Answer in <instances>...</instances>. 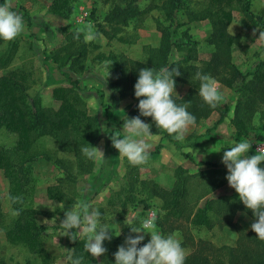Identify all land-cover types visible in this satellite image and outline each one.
<instances>
[{
    "label": "rangeland",
    "instance_id": "rangeland-1",
    "mask_svg": "<svg viewBox=\"0 0 264 264\" xmlns=\"http://www.w3.org/2000/svg\"><path fill=\"white\" fill-rule=\"evenodd\" d=\"M123 1L70 0L72 14L67 18H59L49 13L51 0H12L13 10L22 15L25 27L15 40L0 41V57L9 59L8 67L0 68V76L13 72L25 75L27 97L52 114L60 105L54 101L52 91L59 87L71 90L70 96L77 98L79 108L93 118L94 127L97 128L96 134L106 126V122L107 128L122 126L121 122L129 111L124 116H118L117 112L111 111L108 116L105 115V119L95 114L90 115V112L98 110V107L100 113L103 108L107 111L106 107L110 106V103L107 97H100L103 91L89 89V81H106L108 86V63L103 61L108 60L107 56L111 53H123L128 58L130 54L135 58V54L140 52L142 58L143 49L137 43L139 36L145 31L156 30L154 20L162 19L165 9L162 7L165 0H139L137 5L141 10L149 4L155 7L142 17L143 21L136 29L132 26L120 27L122 29L117 33V37L135 41L132 46H126L113 37L108 40L102 35L103 31L109 35L114 34L113 27L104 20L113 5L122 6ZM182 1L187 4H184V15L180 17L183 22H187L188 18L190 20V15H186L190 10L201 11L205 4L204 0ZM246 1L249 2L253 14L262 21L249 23L240 11L241 8L234 5L233 21L228 26V32L237 39V44L232 49L233 62L243 74L252 72L258 63L264 62V41L258 39L260 32H264V0ZM89 26L95 34L91 41L86 38ZM182 30H188L190 36L197 39L199 58L201 61L207 60L211 52V48L205 43L210 33L209 25H203L202 21L186 23ZM77 32L82 35V39L74 38V33ZM12 43L15 47L10 58L8 55ZM129 49L132 50L127 53ZM99 55L104 57L100 60ZM220 89L224 96L222 102L231 108L227 116L229 124L226 127L233 131L231 136L229 130L224 132L227 141H222L220 146L212 147L213 144L204 147L205 161L201 162L210 165L198 164V169L192 171L179 167L172 156L161 159L159 154L151 156V153L149 162L140 166H132L124 158L120 182L114 185V189L110 190L103 200L94 193L92 188L95 186L87 183L94 180L99 173L100 164L98 160L88 159L83 155L81 149L85 146L76 144L72 131L56 134L55 137H33V150L39 158L27 164L29 176L22 183L28 182L27 188L33 187L30 189L33 191L25 196L26 202L23 206L32 207L38 213L35 219L37 224L44 227L42 243L48 251L49 264H64V258L68 255L66 250H72L73 241L61 238L60 233H55V226L64 218V211L80 200L88 202L101 212L100 219L112 228L110 234H119L123 238L130 234L129 227H140L141 221L147 218L152 210H156L157 230L165 236L178 233L187 257L200 252L212 262L214 259L226 262L229 249L236 247L248 235L256 237L250 228L255 217L251 210L246 209L239 201L235 190L228 186L225 179L227 169L221 163L223 152L238 142L232 139L235 130L230 124L237 95L221 85ZM204 122L197 125L200 130L205 128ZM260 127L263 129L260 130ZM210 132L211 130H208L201 137H210ZM250 132V136L244 140L252 141L248 155H253L255 144L264 141V120H254ZM259 136L262 137L261 140L257 138ZM15 142L14 135L0 132V148L11 152ZM178 142L170 144L182 159H186V155L181 153L185 146L182 147ZM91 146L102 148L98 141ZM48 158L49 161L46 160ZM187 166L193 168L189 163ZM261 167H264V162ZM121 180L124 181L125 187L121 186ZM120 186L124 192L117 193ZM48 189L51 190V195L47 194ZM176 189L182 191V196L179 197L177 208H172L173 198L167 194ZM9 191V180L4 178L3 172L0 171V212L3 215L0 222V264H42L27 249L21 245H12L6 239L5 229L15 219L11 215L12 205L7 199ZM58 198L62 201H57ZM123 203L128 204L125 209L122 207ZM60 204L66 205L67 208L61 209ZM206 205L209 206V227L193 226L192 221L196 213ZM120 221L123 225L119 224ZM144 236L145 239L138 246H143L150 239L149 235ZM259 242L260 248L264 250V240L259 239ZM98 264L115 263H112V259L110 261L109 255L105 253L98 257Z\"/></svg>",
    "mask_w": 264,
    "mask_h": 264
},
{
    "label": "trees",
    "instance_id": "trees-1",
    "mask_svg": "<svg viewBox=\"0 0 264 264\" xmlns=\"http://www.w3.org/2000/svg\"><path fill=\"white\" fill-rule=\"evenodd\" d=\"M138 1L124 0L122 6L113 5L104 22L113 27L114 34L109 35L103 31L102 35L108 40L113 37L120 44L131 46L135 41L131 42L128 38L117 37V33L122 29L120 27L132 26L133 29H136L143 21L142 17L155 7L153 4H149L141 10L137 5ZM0 3H4V0H0ZM204 3L201 11L190 10L188 12L189 10H187L189 14L186 15H190V20L188 18L187 22H183L180 17L184 15L182 9L186 3L182 0H165L162 6L163 9L165 8L162 19L154 20L155 29L160 34L159 47L156 49L142 48L140 61H133L123 53H111L107 56L108 60L103 62L108 63V86L110 91L117 93L120 99H137L134 96V84L138 79L140 69L153 68L158 71L161 67L170 66V69L177 67L181 74L175 76L174 80L185 85L187 90L182 96H173V99L177 104L190 102L187 110L196 118L194 125L206 121L213 113H218L217 126L224 123L231 108L223 102L215 108L210 107L199 96L200 81L195 79L196 73L208 74L221 86L237 95L230 124L235 130L232 139L235 142H241L250 136L254 120H264V62L258 63L252 72L243 74L233 62L232 49L237 44V39L228 32V26L233 21L232 7L234 5L241 8L240 11L249 23L255 24L262 19L253 14L250 4L246 0H204ZM72 12L70 0H51L49 7L51 15L67 18ZM203 20H207L210 24V33L205 43L211 48V52L207 61L199 63L197 49L199 42L190 36L188 30L182 29L186 23ZM76 34L74 33L75 36ZM79 39H82L81 34H79ZM14 47L15 45L12 43L8 55L10 58L13 56ZM175 54L178 56V60L174 62L172 58ZM102 57L104 56L99 55L98 59L101 60ZM8 65L9 59L1 56L0 68L6 69ZM25 85L26 76L23 74L13 72L0 76V132L4 131L16 137L13 151L0 148V171L3 172L4 178L9 180V194L21 196L23 203L26 202L25 196L33 191L30 190L33 187L27 188L28 182L22 183L29 176L27 164L39 158L33 150V137H55L56 134H67L72 131L76 137V144L80 146H87V143L92 145L99 137V133L96 134L97 128L94 127L93 118L79 108L77 98L70 96L71 90L59 87L52 91L54 101L60 103L58 110L52 114L27 97ZM100 94L103 99L104 94ZM138 102L139 100L123 120L126 119V116L131 118L139 115ZM140 118L151 125L150 131L153 135H159L168 142H177L173 135L157 128L151 117L141 116ZM262 129L260 127V130ZM257 138L262 139L260 136ZM160 149L161 145H158L151 156L158 155ZM185 157L193 161L189 155ZM46 160L49 161V158ZM199 165L210 164L201 162ZM121 186L125 187L122 180ZM121 186L117 193L124 192ZM51 193V190L48 189L47 194L51 195ZM167 195L173 198L172 208H177L182 191L176 189ZM57 201L62 200L58 198ZM23 203L12 204L13 209H20V215L15 216L9 227L5 229L6 239L12 245H21L27 249L42 264H49L50 257L42 243L44 227L36 222L37 211L32 207L23 206ZM127 205L123 203L122 207L125 209ZM208 209L209 206L206 205L203 209L198 210L192 221L193 226L209 227ZM2 218L3 215L0 212V222ZM119 224L123 225L121 221ZM110 235L112 239L104 241V247L107 249L106 254L109 255V260L112 259V263H115L114 253L118 246L124 243L125 238ZM85 239L82 237L73 241L71 251L74 250L75 256H83V264H98L96 258L84 251ZM260 247L259 238L248 235L236 247L229 249L226 262L218 261V259H214L212 262L198 252L186 257L185 264H264V250Z\"/></svg>",
    "mask_w": 264,
    "mask_h": 264
},
{
    "label": "clouds",
    "instance_id": "clouds-1",
    "mask_svg": "<svg viewBox=\"0 0 264 264\" xmlns=\"http://www.w3.org/2000/svg\"><path fill=\"white\" fill-rule=\"evenodd\" d=\"M24 27L22 15L13 10L12 0L0 3V40H15ZM74 38H79V32ZM86 38L89 41L95 38L91 26L88 27ZM258 39L264 41V32H260ZM180 74L177 67L170 69V66L161 67L158 71L153 68L139 70L134 84V96L139 100V115L131 118L126 116L122 123V137L119 133L110 136L112 147L132 166L146 165L152 148L149 143L153 137L151 125L141 120V116L151 117L157 128L173 135L177 141H183L190 126L195 124V116L187 110L190 102L177 104L173 99L174 93L178 96L174 77ZM195 79L200 81L199 96L210 107L215 108L224 100L218 81L210 75L197 72ZM87 145L81 149L84 156L94 160L105 159L101 147ZM251 147L252 141L249 140L234 143V146L223 152L221 163L227 169L225 179L228 186L235 190L239 201L255 217L250 225L251 230L256 237L264 240V167H261L264 162V144L257 147L255 154L248 155ZM7 199L10 205L23 203L21 196L9 194ZM59 207L63 209L64 205L60 204ZM11 215L19 216L20 209H12ZM100 217L98 209L80 200L64 211V218L59 224L60 236H66L71 241L77 240V236L85 237L84 251L93 258L100 257L107 252L104 241L112 239V228L101 222ZM156 220L157 211L152 210L141 221L140 227H129L130 234L114 253L115 264H185L187 253L179 234L165 236L157 230ZM70 229L78 231L71 232ZM132 233L137 235L133 236ZM144 234L149 235L150 239L143 246H138L145 239ZM69 250H66L68 255L64 258V264H83V256H75L74 250Z\"/></svg>",
    "mask_w": 264,
    "mask_h": 264
},
{
    "label": "crops",
    "instance_id": "crops-1",
    "mask_svg": "<svg viewBox=\"0 0 264 264\" xmlns=\"http://www.w3.org/2000/svg\"><path fill=\"white\" fill-rule=\"evenodd\" d=\"M202 23L203 25H209L210 27L209 22L202 21ZM139 37H140V40L137 43L138 45L140 44V46H142L141 49L144 46L151 47L154 49L159 47L160 34L156 30L145 31ZM194 40L197 41L196 38H194ZM131 50L132 49L127 50L128 51L127 53H129V51ZM135 55L136 57L134 58V57H131V55L129 54V59L133 61H140L141 53L139 52ZM199 57H200V53H199ZM177 60H178V56L175 54L172 58V61L175 62ZM207 60H204V61H207ZM199 61H201L200 58H199ZM204 61H201V62H204ZM86 80L87 79H85V81ZM89 83H90L89 89L91 91H96V90L103 91L104 96L107 97L110 103L109 104L110 106L106 107L107 111H104V108H103V111L100 113L99 112L100 108L98 107V110L91 111L90 115L95 114L98 116H102L105 119V115L108 116V114H110L111 111H114L118 113V116H124L128 111H130L133 108L136 101H138V98L137 99H132V98L120 99L117 93L110 91L109 86H107L106 81L105 83L97 82V79H94V80H90ZM186 90L187 88L185 85L175 81V92L177 93L178 96H176L175 93L173 94V96H176V97L182 96L186 92ZM220 91H222V89H220ZM218 119H219V114L215 112L204 122V125H205L204 129L200 130V128H198L197 125L190 126L185 139L183 141L178 142V144L179 143L182 144L181 145L182 147L185 146V149H182L181 153L185 155H189L193 161H190L189 159H182L179 156V154L176 153V150L174 149V147L171 146L170 142H168L165 139H162V137L159 135H153L152 139L149 140V143L152 144V148L150 149V154L155 151L158 145H161L162 148L159 153V155L161 156L160 157L161 159L164 158L165 156H172V158L175 159L177 164L180 165L179 167L183 169L195 171V169H198L196 165L201 163V161H205L203 160L204 158L203 155H204V150H205L204 147L212 146L213 144L214 145L212 147H217V146H220V143H222V141H227L225 137L226 135L224 133L226 130L230 131L229 132L230 136L232 135L233 130L231 128L229 129L226 127V125L229 124V122H227L228 121L227 118L223 124L216 126ZM208 130H211V132L209 133L210 137L202 138L201 135H204ZM116 133H119L121 137L123 136L122 126L107 128V122H106V126L102 128V130L100 131L99 137L97 140L98 145L102 142L101 144H102V149L104 152L105 159L98 160V163L100 164V165L98 164L99 173L96 175V177H94V180H92L91 182H87V183L91 185L93 184L95 186V188H92V189H94V193L97 194L100 200L101 199L103 200V197L107 196L110 190L114 189L115 187L114 185L120 182V179H121V172H122L121 168H122V163H123L124 158L119 156L118 151L112 147V142L110 139V136ZM187 163H189V165L193 168L188 167ZM64 208L66 209L67 206L64 205ZM101 222H103V220H101ZM59 224L60 223H58V225L55 226V233L61 234V230L59 229ZM114 235L119 236V234H114ZM61 238L65 239V241L67 239L69 240V238L66 236H61ZM96 259L98 262V257H96Z\"/></svg>",
    "mask_w": 264,
    "mask_h": 264
},
{
    "label": "built area",
    "instance_id": "built-area-1",
    "mask_svg": "<svg viewBox=\"0 0 264 264\" xmlns=\"http://www.w3.org/2000/svg\"><path fill=\"white\" fill-rule=\"evenodd\" d=\"M260 144H264V141H260V142H257V144H255V146H254V151H255V152H256L257 147H258Z\"/></svg>",
    "mask_w": 264,
    "mask_h": 264
}]
</instances>
